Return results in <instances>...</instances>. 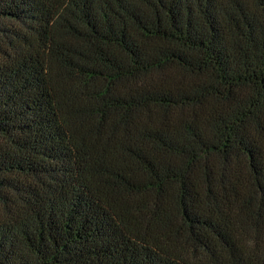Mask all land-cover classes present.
<instances>
[{
    "label": "trees",
    "instance_id": "16d2710c",
    "mask_svg": "<svg viewBox=\"0 0 264 264\" xmlns=\"http://www.w3.org/2000/svg\"><path fill=\"white\" fill-rule=\"evenodd\" d=\"M0 264H264V0H0Z\"/></svg>",
    "mask_w": 264,
    "mask_h": 264
}]
</instances>
